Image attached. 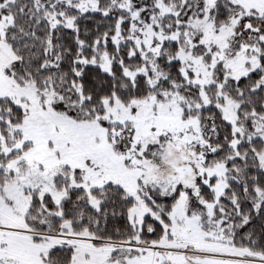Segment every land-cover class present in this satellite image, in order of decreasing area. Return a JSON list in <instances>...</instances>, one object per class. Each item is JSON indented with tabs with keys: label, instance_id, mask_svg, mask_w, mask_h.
<instances>
[{
	"label": "snow or ice",
	"instance_id": "1",
	"mask_svg": "<svg viewBox=\"0 0 264 264\" xmlns=\"http://www.w3.org/2000/svg\"><path fill=\"white\" fill-rule=\"evenodd\" d=\"M0 264H264V0H0Z\"/></svg>",
	"mask_w": 264,
	"mask_h": 264
}]
</instances>
